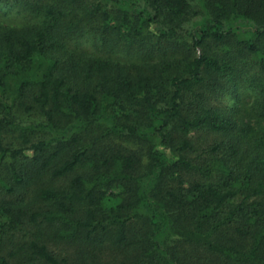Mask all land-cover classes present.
<instances>
[{
  "label": "trees",
  "instance_id": "obj_1",
  "mask_svg": "<svg viewBox=\"0 0 264 264\" xmlns=\"http://www.w3.org/2000/svg\"><path fill=\"white\" fill-rule=\"evenodd\" d=\"M0 5V264H264V0Z\"/></svg>",
  "mask_w": 264,
  "mask_h": 264
},
{
  "label": "rangeland",
  "instance_id": "obj_2",
  "mask_svg": "<svg viewBox=\"0 0 264 264\" xmlns=\"http://www.w3.org/2000/svg\"><path fill=\"white\" fill-rule=\"evenodd\" d=\"M23 21H24V18L18 13V9H8V8H4V6L0 5V22H2L5 25H9V26H17L20 23H23ZM71 46H72V48H76L79 51H83V52L88 53V54H93V55L95 54L97 56H104V57L107 56L104 53L97 51L92 46L91 42H88L86 40H81L79 43L72 44ZM113 58L117 59V58H121V56L113 55ZM17 118H18L19 122H21L23 124L24 123L28 124L32 120H36V119L38 121H40L33 113L28 114V113H25L23 110L19 111V113L17 114ZM98 133L101 134L100 131ZM4 138L6 140L5 142L7 144H10V142H12V140L14 138V134L5 132ZM126 145L130 146L131 148L138 149V150L143 148V146L138 142L137 143L127 142ZM6 172H4V173L7 174ZM4 196H6L5 190L0 183V199H3Z\"/></svg>",
  "mask_w": 264,
  "mask_h": 264
}]
</instances>
